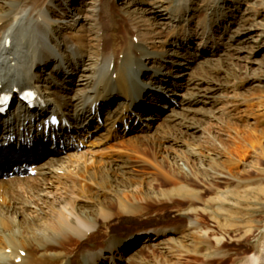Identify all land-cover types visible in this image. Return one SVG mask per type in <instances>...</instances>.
<instances>
[{
  "label": "rangeland",
  "instance_id": "rangeland-1",
  "mask_svg": "<svg viewBox=\"0 0 264 264\" xmlns=\"http://www.w3.org/2000/svg\"><path fill=\"white\" fill-rule=\"evenodd\" d=\"M22 1L30 2V0ZM1 2L3 1L0 0V9L5 5ZM61 2L64 4L61 5ZM58 4L63 10L68 6L67 13L70 12L73 16L69 17L71 18L68 23L70 28L62 25L63 22L60 23V21L51 23L53 27L50 35L61 41L52 44L55 47L72 51V43L75 41L80 45L81 41L86 46V48L82 46L81 50L86 54L87 50L92 52L101 49V45L97 44V38L103 36L109 40L112 51L123 53L126 43L118 37L117 28H119L120 35H127L135 43L145 42L144 45L139 44L143 51L171 53L174 60L176 56L184 54V60L180 59L182 64H173L163 69L167 71L169 78V81L162 86L163 92L171 93L169 90L172 87L176 92V94H168L172 102L166 103L164 97H154L158 101L153 104L155 102L152 99L146 101L144 93L139 97L143 104L151 106L152 116L158 120L152 123H149V120H143V124H147L145 126L147 130L145 134L138 136V143L134 141L136 146H125L121 143L120 137H112L104 127H98L97 131L89 137V144L82 147L85 151L82 154L88 158L85 159L86 163L96 159L101 162L109 161L114 166L120 165L117 166L116 171L118 180L125 178H131L133 181L143 180L146 182L143 185L147 186V181L153 180V177L159 179L162 177L153 174V164L147 162L149 158L153 159L155 155L158 161L165 160L162 162L166 167H169V162L175 161L178 165L181 164L184 172L190 174L189 167L182 161L184 158H188L193 164L195 163V166L200 167L198 170H201L203 166H208V159L205 155L208 148L205 138H211V141L218 144L217 139H228L237 131L238 137L245 138L244 142L247 147L240 153L245 156L247 164L244 167L239 162L234 169L240 171L243 167L250 171L251 174L245 177L250 180L248 181L249 186L264 184V160H261L263 156L258 153L259 148L264 147V139H248L246 136L249 126H254L257 129L256 132L264 129V120H262L264 115L257 117L264 105V0H57L56 5ZM75 20H77V26ZM134 33L138 37H135ZM82 34L85 35L82 36ZM63 40L68 42L65 43ZM79 45L75 48L76 50H79ZM183 48L196 54L195 56L201 61L196 64L191 56L183 52ZM1 53L0 51L1 56H5ZM120 57L124 58L123 55ZM169 57L166 58L167 61ZM144 62L147 66L154 64L153 61L144 60ZM157 62L161 63L160 60ZM3 70L4 64L0 62V72ZM183 70L185 75L182 73ZM73 77L77 79L79 73H75ZM177 78L182 83L179 90L173 82ZM172 82L173 86L170 85ZM147 97L150 98L148 95ZM194 97L197 99L194 100ZM115 105V101L110 103V107ZM161 105H166L174 112L170 113ZM157 110H160L158 111L160 116ZM162 116L167 120L160 125L159 118ZM101 117L104 118V114H101ZM161 126L164 127L161 128ZM122 128L121 124L117 126L119 134L123 133ZM171 128L174 129L170 131ZM101 130L103 134L99 136ZM168 130L170 132H167ZM106 134L108 137H105ZM127 134L132 136L133 132ZM193 144L202 146L200 148L203 151V157L198 156L197 153L196 155L189 153ZM119 148H124V152L123 150L119 152ZM113 153L116 157L119 156V160L116 158L106 160ZM222 159L223 157L220 156L216 158L218 162ZM81 161L79 159V162ZM102 167L100 169L104 170ZM224 179L220 181H225ZM102 181L100 177H97L94 183L100 187ZM47 182H50L46 189L47 192H41L42 196L31 197V200L28 195L24 199L28 204L30 203L32 211L39 213L30 225L32 227H41L42 225H38V222L43 223L44 220H47V223H57L59 220L56 217L57 212L68 215V217L70 216L69 210L78 212L71 204L78 205L79 209H94L98 214L100 202L97 200L108 201L109 209L112 213L115 211L116 205L109 201L114 200V192L111 190L104 191L101 187L99 191L103 193L101 192L96 200L92 195L94 193L86 195L80 193L81 197H79L73 191L64 189L63 184L73 186L76 182H82L90 185L87 178L77 177L72 170L70 174L67 173L58 179L49 177ZM122 182L125 183V180ZM201 183L204 182L201 181ZM112 184L117 186L114 181ZM138 184L139 181L133 183V186ZM159 184L155 185L157 189L168 186L160 182ZM216 185L225 189L232 187L225 183ZM199 187L203 188L202 185ZM95 188V186H90L89 190L95 192ZM156 188L155 191H157ZM209 195L213 194L208 193L205 198ZM244 195L247 200L245 198L238 200L229 196L228 203L225 205L227 211L224 213L223 209L217 210V204L210 205L212 212L202 216L203 227L210 230L209 238L207 242H200L196 246L198 249L196 248L194 252L189 250L187 252L185 249L178 252L173 248L175 235L171 232L176 229L179 222L176 220L177 211L175 209L178 203H157V201L150 200L151 203L146 206L147 210L136 217L128 216L122 219L112 214L105 221L98 215L97 223H100L101 234H98L99 229L94 230V227L84 230L87 238H84L83 242L79 241L78 253L101 247L103 242H107L111 236L110 240H123L120 253L127 256V259L122 264H240L246 255L253 251L254 253L260 252L264 241V197L262 193L253 190H248ZM63 198H72L70 199L71 204L67 205ZM180 201L183 202V200ZM182 202L179 203L185 205ZM24 210L30 211L29 208H24ZM0 215L5 218L4 221L12 222L18 219L13 214ZM180 224L186 225V222ZM248 227L251 228L252 235L244 234L245 228ZM161 229L165 230L164 234L167 235L155 239L156 232ZM93 234H98V236L91 237ZM145 238L148 239L150 245L139 247L142 243L148 242ZM72 242L76 241L66 240L65 248H71ZM100 254L102 255L101 261H97L100 264H116L115 259L109 257L108 251L101 250Z\"/></svg>",
  "mask_w": 264,
  "mask_h": 264
},
{
  "label": "bare ground",
  "instance_id": "bare-ground-1",
  "mask_svg": "<svg viewBox=\"0 0 264 264\" xmlns=\"http://www.w3.org/2000/svg\"><path fill=\"white\" fill-rule=\"evenodd\" d=\"M2 1L1 4L5 5L0 9V51L5 56L0 55V62L4 64V70L0 72V93L9 92L10 96L15 99L24 88H34L38 92V96L46 103L49 111L56 112L60 120L65 122L64 126H59L61 135L57 136L58 149H71L70 140L73 137H79V141L83 142L84 138H88L87 134H92L99 125L105 127L113 136L117 135L116 124L119 122H123V129H127L126 133L121 136V143L125 146H136L134 141L138 143V136L145 134L147 130L143 128L141 122L145 119L149 120V123L158 120L152 116V110H149L139 97L148 90L147 93L150 96L163 98L157 88L160 87L161 89L169 81L168 73L164 70L173 64H182L180 59L184 58V54L176 56L174 60L171 53L143 51L142 46L139 44L144 45L145 42L135 43L127 35H120L121 30L119 28H117L118 37L126 43L123 53L112 51L109 40L103 36L97 38V44L101 45L100 50L96 49L92 52L87 50L84 54L81 47L86 48L85 44L80 41L79 45L74 41L71 45L72 51H67L52 45L61 41L52 37L50 33L53 27L51 23L56 21L63 22L62 25L69 27L68 23L71 19L69 17L73 15L70 12L67 13L68 6L65 5V10H63V8H60L62 6L56 5L57 0ZM62 4L64 3L61 2ZM184 7L187 9L186 5ZM177 10L179 9L177 8ZM52 17L53 20H51ZM80 19L81 17L78 18V22ZM75 21L77 26V20ZM124 32L126 34V31ZM84 35L82 34V36ZM134 35L138 37L135 33ZM77 45H79V50L75 49ZM183 52L187 56H191L196 64L201 61L198 60L196 54L188 49L183 48ZM84 55H86V58H84ZM122 55L124 58L120 57ZM171 55L172 57H169ZM168 57L170 58L169 61L166 59ZM144 60L153 61L154 64L147 66ZM157 60H160L161 63ZM43 69H46V71H43ZM77 72L79 77L75 79L73 75ZM182 73L183 75L186 74H184V70ZM173 82L177 85L178 90L181 89L182 83L178 81V78ZM173 82L170 84L171 86H173ZM170 91L176 94L173 89H170ZM145 97L150 100L147 95ZM195 97H198V95H195ZM195 97L194 100L197 99ZM113 98L117 99V105L110 107L109 103ZM165 102L168 101L165 100ZM21 106L25 107V105ZM161 107L168 109L170 113L174 112L166 105H161ZM92 109L105 114L102 125L99 122L97 113L93 114ZM43 111L44 108L37 110V114L33 116L34 118L31 120V117H29L28 122L25 124L22 119L23 125H20L21 118L16 113L13 116V122L16 124L13 127L14 132L10 133L14 134L15 138L26 149L31 148L35 159L41 155L32 148L34 141H42L43 138L36 131L37 123ZM145 111L148 112L143 115L139 114L140 121H137L134 113ZM158 111L160 110H157V113H159ZM25 114L26 112H24ZM261 115H264V105L257 117L259 118ZM159 120L161 125L167 119L162 116ZM93 123H95L94 127L87 131L86 128ZM5 126L10 128L9 125L5 124L4 119L0 118V153L3 151L8 152L13 145V140L11 141L6 136L8 133ZM163 127L161 126V128ZM3 129L6 132H3ZM173 129L169 130L172 131ZM175 129L177 128L175 127ZM169 130L167 132H170ZM131 131L133 132L132 136L127 134ZM256 131L257 129L254 126H249L246 133L247 138L264 139V129H259L260 132ZM25 132H27V136ZM237 133L236 131L235 135L229 136L228 139H217V141L219 140L218 144L211 141V138H205L208 148L205 153L208 166H203L201 170H198L200 167L195 166V163L193 164L188 158H184L182 161L189 167L190 174L184 172L180 166L181 164L178 165L175 161L169 162L167 168L162 162L165 160L158 161L154 155V158H149L147 162L153 164V174L162 177L161 179L153 177V180L147 181V186L143 185L146 184L143 180L136 179L133 181L131 178L118 180V172L116 173V171L117 166L120 165L114 166L109 161L104 162L105 160H102L103 162H101L96 159L86 163L87 160L85 159L88 158L84 157L83 152L77 149L66 153L65 156L52 155L49 156V159L40 160L36 166H33L37 170L36 176L0 181V214L4 213L7 216L13 214L18 218H14L15 221L12 222L4 221L5 218L0 215V264H95L98 260L101 261V250L108 251L109 257L115 259L116 264H122L127 259V256L120 253L123 240H110L111 236H108L107 242H103L101 247L91 249V251L90 249L85 250L79 254V250H77L79 241L82 240L83 242L85 241L84 238H87L84 230L94 227V230L99 229L98 234H101L100 223H97L98 215L105 221L112 214V216L122 219L128 216L136 217L147 210L146 206L152 200L157 201V203H178L175 209L177 211L176 220L179 222L176 229L171 232L175 235L173 248L178 252L182 249L187 250V252H194L200 242H207L209 238L210 230L203 227L202 216L212 212L210 205L217 204V210L221 211L223 209L224 213L227 211L225 205L228 203L229 196L239 200L246 197L244 194L248 190H253L262 193L264 197V184L249 186L248 181L250 180L245 177L251 174L250 171L243 167L240 171L234 169V166L238 165L239 162L244 167L247 164L245 156L240 153L242 149L247 147L244 142L245 138L238 137ZM42 144H44L43 141ZM200 147L202 146L199 144H193V147H189V153L191 155L197 153L198 156L203 157V151ZM48 150L51 151V147ZM122 150L124 152L125 149H118L119 152ZM258 153L263 156L261 160H264V147H260ZM214 155L217 156L213 157ZM218 156L223 157L220 162L216 160ZM118 157L113 153L106 160L118 159ZM79 159L80 161L82 159V161L79 162ZM254 163L258 164V162ZM79 164L81 165L79 166ZM101 167L104 170H101ZM71 170L77 177L87 178L90 185L82 182H76L73 186L63 184L65 185L64 189L73 191L78 196L94 193L92 195L95 199L100 197L102 191L100 192L99 189L101 187L104 191L111 190L114 192V200L109 201L116 205L115 211L112 213V210L109 209L110 204H108V201L103 202L96 199L100 202V212L96 214L94 209H79L78 205L71 204L70 199L72 198H63L67 205L71 204L78 212L69 210V217L57 212L58 216L56 217L59 219L57 223H47V220H44L43 223L38 222V225H42L39 226L40 229L30 226L39 213L32 211L30 203L28 204L27 200L24 199L28 195L31 199V197L40 196L41 192H47L46 189L48 183H50L47 182L49 177L61 178L62 175L70 174ZM97 177L103 180L100 187L94 183ZM222 178L226 180L220 181ZM123 180H125V183L122 182ZM113 181L116 182L117 186L112 184ZM137 181H139V184L133 186V183ZM201 181L204 183H201ZM159 182L168 185L167 188L158 187L157 189L155 185H160ZM218 183L229 184L232 187L230 189L220 188L216 185ZM200 185L203 188H200ZM90 186L96 187L95 192L89 190ZM155 188L157 191H155ZM208 193L213 195L205 198ZM180 200H183V202ZM178 201L185 203V205L180 204ZM32 205L34 204L32 203ZM24 208H29L30 211H25ZM48 209L51 210V207L48 206ZM182 218H186V220H182ZM183 222H186V225L180 224ZM2 232L3 236L1 235ZM164 232L165 230L162 229L159 232L157 231L154 236L155 239L167 235ZM98 234H93L91 237L98 236ZM244 234L252 235L251 228H245ZM68 239L76 241L75 243L72 242L73 246L71 248H65V241ZM145 239L148 241L147 238ZM148 245H150L149 241L142 243L139 247ZM117 254L119 255L117 256ZM97 264L100 263L97 262ZM240 264H264V241L260 252L254 253L253 251L246 255Z\"/></svg>",
  "mask_w": 264,
  "mask_h": 264
}]
</instances>
